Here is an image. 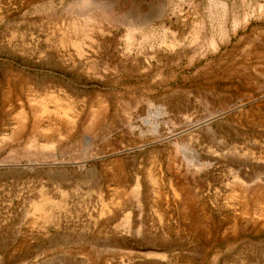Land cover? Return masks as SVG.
Masks as SVG:
<instances>
[{"label":"rangeland","instance_id":"rangeland-1","mask_svg":"<svg viewBox=\"0 0 264 264\" xmlns=\"http://www.w3.org/2000/svg\"><path fill=\"white\" fill-rule=\"evenodd\" d=\"M0 264H264V0H0Z\"/></svg>","mask_w":264,"mask_h":264}]
</instances>
